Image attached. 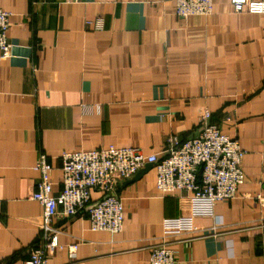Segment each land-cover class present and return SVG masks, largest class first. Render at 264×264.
<instances>
[{
  "label": "crops",
  "instance_id": "obj_1",
  "mask_svg": "<svg viewBox=\"0 0 264 264\" xmlns=\"http://www.w3.org/2000/svg\"><path fill=\"white\" fill-rule=\"evenodd\" d=\"M0 6L12 13L13 43L0 53V264H25L42 244L43 206L32 198L42 153L58 192L63 152H159L169 136L196 133L205 110L246 150L236 197L163 192L153 165L117 185L121 231L91 229L86 212L56 217L62 247L49 264H68L72 245L84 264H150L161 242L176 264H264V13L237 12L231 0L187 18L175 0Z\"/></svg>",
  "mask_w": 264,
  "mask_h": 264
},
{
  "label": "built area",
  "instance_id": "obj_2",
  "mask_svg": "<svg viewBox=\"0 0 264 264\" xmlns=\"http://www.w3.org/2000/svg\"><path fill=\"white\" fill-rule=\"evenodd\" d=\"M235 11L264 13V0H231ZM178 16L209 15L213 0H175ZM11 12L0 6V53L11 55L13 43L8 31ZM199 129L186 139L169 136L159 152L145 153L135 146L99 147L80 151H66L60 155L63 173L62 188L53 191V164L42 153L35 165L40 172L34 200L43 206L42 244L32 250L25 264H49V253L62 247V229L55 218L70 217L86 212L93 230L119 232L124 225V206L117 193V185L134 177L152 163L156 168V186L163 192L176 190L208 200L212 203L238 195L246 174L243 159L246 150L240 141L223 131L205 110ZM100 196L94 200L93 193ZM68 264H84L77 255V246H69ZM176 251L166 242L154 245L150 264H176Z\"/></svg>",
  "mask_w": 264,
  "mask_h": 264
},
{
  "label": "water",
  "instance_id": "obj_3",
  "mask_svg": "<svg viewBox=\"0 0 264 264\" xmlns=\"http://www.w3.org/2000/svg\"><path fill=\"white\" fill-rule=\"evenodd\" d=\"M151 166H153V164L152 163H149V164H147L146 166H145V168H143V169H141L134 177H133V179L135 180V179H137L144 171H146L147 170V168L148 167H151ZM132 179V180H133Z\"/></svg>",
  "mask_w": 264,
  "mask_h": 264
}]
</instances>
